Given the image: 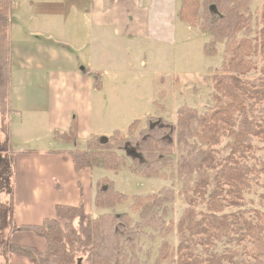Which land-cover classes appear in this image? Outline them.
<instances>
[{
    "label": "trees",
    "instance_id": "obj_1",
    "mask_svg": "<svg viewBox=\"0 0 264 264\" xmlns=\"http://www.w3.org/2000/svg\"><path fill=\"white\" fill-rule=\"evenodd\" d=\"M252 0H180L178 17L190 27H200L210 40L203 51L210 56L216 44H224L218 72L212 76V105L204 113L182 106L173 121L148 115L144 126L133 120L128 135L91 133L80 148L77 122L72 117L67 131L54 130L52 137L72 142L69 150L75 172L93 167L117 170L126 160L132 171L151 177L163 164H174L182 181L187 207L177 223L175 264H264V211L245 216V192L253 177L264 173L248 161L264 145V0L258 13L250 11ZM12 0H0V264L16 255L30 264H141L135 241L143 227L153 230L163 222L159 210L173 197L171 188L159 195L136 196L128 212L103 211L95 217L80 199L76 205H55V216L35 225H17L13 219V150L8 141L9 25ZM258 22L253 36V20ZM255 73L253 77H248ZM93 85L100 88L98 75ZM222 150L217 148L222 141ZM59 154L61 150H48ZM128 196L114 188L107 177L97 179L93 202L98 209H112ZM198 205L204 211L197 212ZM264 207V193L261 194ZM236 208L237 211H227ZM14 232H31L44 240V248L11 242ZM224 238L242 245L245 258L235 250L211 251ZM246 241V243H244ZM200 248V251H198Z\"/></svg>",
    "mask_w": 264,
    "mask_h": 264
},
{
    "label": "rangeland",
    "instance_id": "obj_2",
    "mask_svg": "<svg viewBox=\"0 0 264 264\" xmlns=\"http://www.w3.org/2000/svg\"><path fill=\"white\" fill-rule=\"evenodd\" d=\"M22 1L23 3H21ZM25 2H28V0H12L11 2V11L15 10L14 8L17 4L18 10H16L17 15L11 14L14 19L10 21L9 39L11 36V40L16 47V53L21 49H25L21 54L16 55V60L14 61L16 64H14L11 69L12 76L9 73L8 77L10 84L14 87L15 97L21 98L25 102H28V96L34 97L45 106L47 104V94L49 90L47 92L48 85L47 82L45 83L44 74L45 72L49 73L51 71H66V73L63 74L55 73L54 75L59 78H65L67 81L66 85L76 87V90L80 92V96L85 95L86 90L81 85L78 78L71 73L74 70V66L66 60H62L58 64H51L46 70L27 71L19 68L21 66L18 63L20 61L24 62L25 59L28 58V49H26V45L28 46L29 39L25 32L28 28V9L23 5ZM261 3L262 0L251 1L250 11L254 15L258 13ZM122 12L123 15H127L129 19L132 18V20L130 19V21L127 22V27L131 32L135 31L138 26L137 20L139 13L134 15L135 11L132 8H124ZM256 20H253L251 27L252 33L250 36H253V31L256 32L257 30L258 22ZM118 26H121V24L118 23ZM198 30L206 33V31L201 30L200 27H198ZM206 35L207 36H203L201 33L189 29L182 38L177 39L175 48H172L169 43H160V46L156 47H146L143 52H141L140 49L129 47L126 49L129 61H127L128 58L125 60V50L116 40L112 39L111 45L101 42V40L98 39L101 47L99 48L98 46L97 53L95 52L94 56L91 55L89 57L94 61L95 67H107V69H111V72L118 78V83H115L112 88L115 89V91L113 93H102V96H100L103 112L93 116L94 124L103 131L101 135H110L113 132L112 130H120L123 135L127 136L129 133V124L133 120H140L141 124L139 128H141L144 126L145 119L148 115L163 117L167 121H173L177 109L182 106L194 108L198 113L206 112L212 105L210 97L212 92L211 79L213 74H216L219 70L218 68L223 60L225 48L224 44L217 43L215 45V53L210 56L206 55L202 49L203 44L210 40L209 35ZM109 50L110 52L112 51L116 59L112 64L109 63L110 58L104 55V52H108ZM180 53L183 54L182 57ZM151 55H153L156 60L154 66L149 64L152 58ZM170 55H173V57L168 60ZM141 61L144 65L141 64ZM127 62L129 64V69L125 71L126 68H124V66ZM117 64L120 65V68L113 67V65ZM254 75L255 73H250L248 77H253ZM73 91H75L74 88ZM60 94L64 96L63 92ZM96 95L99 96L100 92L97 91ZM95 99L97 100V98ZM62 104L63 107H66V110L71 107L69 100H66V102L63 100ZM23 117L26 122L32 120L28 112H23ZM72 117L73 114L71 115V120ZM78 117L80 121L83 119L82 114L79 113L75 118L77 125ZM11 119L13 120L14 117H11ZM41 121H43V119ZM8 122L9 119H7V124ZM80 127L82 131H85L87 128V126L81 122L79 128ZM31 129L33 131L29 130L28 132V127L25 125H22V127L19 125L14 130L12 128V136H14L15 139L13 143L14 164L11 176L12 189L15 191L18 206L22 209H24L26 205L34 206L32 207L34 213L28 216V222L30 223L23 225H35L34 222H37L41 215L46 213L47 201L66 199V197H68L67 195L70 193V189H72L71 180L67 179L63 181V190L62 184L59 185V181L54 178L52 191L48 192L46 189H43L44 192L40 204L35 199H32L29 193L27 195L24 192L22 185L23 169L28 168L29 176H34L35 189H38V182L45 187L46 180L51 176H58L59 172L54 161L51 162L42 159L41 162L35 161L30 163L16 150V148L20 147L38 150L55 148L57 143L53 142L50 137L46 138L42 132H36L34 126H32ZM0 136L2 137V135ZM21 139H24L23 143L25 144L23 146L20 145L21 142L19 140ZM86 139L83 140V137H77L78 142H85ZM224 142L225 140L222 141L217 148L222 150L221 147ZM255 144L257 146V150L254 154L255 157L251 158L248 163L252 165L255 164L257 169L264 168V145L257 141H255ZM77 146H81L80 148L82 149L84 148V143H79ZM58 147L74 149L76 144L65 145L59 143ZM130 162L131 161L126 160L124 165L117 170L103 168H96L94 170V174L100 178L107 177L112 180L114 188L128 196L127 200L122 201V203L117 204L112 209H98L94 205V194L90 185L84 184V181H75L79 200L81 199L84 202L85 208H87V211L94 217L103 211H126L133 222H137L139 221L138 213L131 208L136 196L145 197L159 195L164 188H171L173 190L172 199L163 201L162 205L159 207L160 209H155L153 211L156 213V216L160 215L163 220V222H159L160 228L153 230L151 227H143V231L139 233L136 238L135 250L141 264H175L176 246L179 241L177 223L187 207L186 200L184 199L182 181L176 177L173 163L161 165L156 174L147 177L143 173L132 171L129 168ZM73 172L78 174L81 171L75 172L73 169ZM29 190L30 186H28V191ZM262 193H264V173H259L258 176L253 177L251 187L244 195L245 205L240 209L245 210V216L251 217L253 210L264 211V207L261 205ZM195 210L197 212L204 211V206L198 205ZM227 211L235 212L237 209L229 208ZM23 219H26V217ZM23 233H27V235H25L26 237L22 240L27 241L28 246L35 247V244L38 242L41 245L44 244V240L33 233ZM244 243H246V241ZM229 248L236 251L235 258H245L241 243L229 242L226 238L216 242L211 251L221 253ZM198 251H200V248Z\"/></svg>",
    "mask_w": 264,
    "mask_h": 264
},
{
    "label": "crops",
    "instance_id": "obj_3",
    "mask_svg": "<svg viewBox=\"0 0 264 264\" xmlns=\"http://www.w3.org/2000/svg\"><path fill=\"white\" fill-rule=\"evenodd\" d=\"M21 3H23V1ZM23 5L28 9V28L25 31L29 39L28 46L25 44L27 47L26 49H28V58H26L24 62L20 61L18 63L21 66L19 68L27 71L46 70L51 64H58L62 60H66L74 66V70L71 73L78 78L81 85L86 90L85 95L80 96V92L76 90V87L66 85L67 81L65 78H59L54 75L55 73L63 74L66 73V71L45 72L44 78L45 83L47 82L48 85L47 92L48 90L49 92L47 94V104L43 106L42 103L34 97L28 96V102L15 97L14 87H12L9 80L8 141L11 149L14 151L13 143L15 139L14 136H12V128L14 130L19 125L20 127L25 125L28 127V132L29 130L33 131L31 128L34 126L36 132H42L46 138L50 137L53 142L57 143H55V148L49 150L63 151L60 154L48 155V153H46L48 150L46 149L16 148L19 154H22V157L27 159L30 163L35 161L41 162L42 159L51 162L54 161L59 170L58 176L54 175V177L51 176L46 180L45 187L38 182V189H35L34 176H29L28 168L23 169L22 185L24 192L27 195L29 193L31 198L35 199L40 204L44 192L43 189L51 192L54 178L59 181V185L62 184L63 190V181L69 179L72 183V189H70V193L67 195L68 197H66V199L46 202L47 211L44 215H41L37 222H34L37 224L44 218L55 216V205H76L79 202L75 181H84V184H89L94 194L95 182L100 178L94 174V170L100 167H93L92 169H87L75 174L72 169L70 157L67 154V152L72 149L58 147L59 143L65 145H73V143L56 141L52 137L54 130L61 132L67 131L71 124V115L73 114L76 118L79 113L82 114L83 119L80 121L79 117L77 118V137H83L84 140L91 133L100 135L103 132L100 127H96L94 124L93 116L103 112L100 96H102V93L106 94V92L113 93L115 89L112 88L115 83H118V78L111 72V69L109 70L107 67H95L94 61L89 57L91 55L94 56L95 52L97 53L98 46L99 48L101 47L98 39L101 40V42L109 44L112 43V39L116 40L125 50L124 58L127 60L128 52L126 49L129 47L140 49V51L143 52L146 47H156L160 46V43H169L172 48H175L177 39L182 38L189 29L197 31L203 36H207V33L198 30V27H190L180 20L178 17L180 0H28V2H25ZM17 6L18 4L15 5L14 11L10 10V21L14 19L11 14L17 15ZM124 8L134 9V15L139 13L137 20L138 26L133 32L127 27V22L130 21V19L132 20V18L129 19L127 15H123L122 10ZM118 23H120L121 26H118ZM23 50L25 49H21L16 53V47L10 36V74L12 66L16 64L14 62L16 60V55L21 54ZM104 55L110 58L109 63L112 64L116 61L112 51H105ZM151 56L152 58L149 64L154 66L156 60L153 55ZM180 56L182 57L183 54L180 53ZM172 57L173 55H170L168 60ZM127 61H129V58ZM141 64L144 65L142 61ZM113 67L120 68V65H113ZM124 68H126L125 71L129 69L128 62L125 64ZM95 75L99 76L101 82L100 88H95L93 85V77ZM73 88L75 91H73ZM97 91L100 92L99 96L96 95ZM62 92L64 96L60 94ZM95 98H97V100ZM63 100H65V102L66 100L70 101L71 107H69L68 110H66V107H63ZM23 112H28L32 120L26 122L23 117ZM11 117H14V119L12 120ZM42 119L43 121H41ZM80 122L87 126L85 131H82L81 127L79 128ZM23 140L24 139L19 140L22 146L25 144ZM79 143H84V141ZM13 164L12 162V167ZM28 186H30L29 191ZM32 207L34 206L26 205L25 208L22 209L18 206L15 191L13 190V219L17 225L30 223L28 222V216L34 213ZM24 217H26V219H23ZM25 235H27V233H13L10 237L11 242L28 246L27 241L22 240L26 237ZM35 245L37 249L41 250L44 248V244L41 245L39 242ZM9 264L30 263L23 257L10 255Z\"/></svg>",
    "mask_w": 264,
    "mask_h": 264
}]
</instances>
